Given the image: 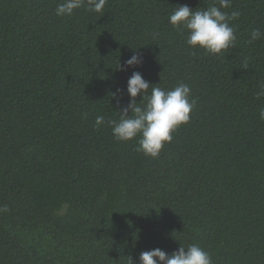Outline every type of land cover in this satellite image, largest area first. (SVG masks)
<instances>
[{"label":"trees","instance_id":"16d2710c","mask_svg":"<svg viewBox=\"0 0 264 264\" xmlns=\"http://www.w3.org/2000/svg\"><path fill=\"white\" fill-rule=\"evenodd\" d=\"M61 2L0 0V264H139L191 244L212 264H264V36L248 42L264 33V0L222 9L240 15L235 47L216 56L168 17L218 0H107L58 17ZM134 54L142 63L119 70ZM133 72L187 84L196 101L156 159L108 124Z\"/></svg>","mask_w":264,"mask_h":264},{"label":"clouds","instance_id":"9594fccd","mask_svg":"<svg viewBox=\"0 0 264 264\" xmlns=\"http://www.w3.org/2000/svg\"><path fill=\"white\" fill-rule=\"evenodd\" d=\"M106 3L107 0H62L57 5L55 14L58 17H71L79 9L102 14ZM218 3L219 6L196 10L182 5L175 7L168 17L173 28L187 31V45L194 50H203L206 55H221L236 45L230 21L239 17L240 13L232 11L229 15L222 11L231 7V0H218ZM158 35L155 33L154 38ZM262 36L264 33L259 29H253L248 42L253 43ZM141 63L139 55L134 54L123 68L118 66V69L126 70ZM157 85L150 86L139 72H133L127 82V94L130 98L128 106L121 110L118 120L108 121L117 141L129 142L139 138L135 150L153 159L158 158L165 144L173 140L172 134L190 121V114L196 103L194 99H190L191 89L187 84L180 83L171 90ZM138 95L141 97L139 103L136 100ZM257 95L264 96V85H261V91ZM110 96L116 99V93H110ZM259 118L264 120V108L260 109ZM104 123L103 116L96 117L97 128ZM0 211H7V208H0ZM128 260L129 264H133L131 258ZM139 264H212V260L198 244H191L187 247L181 245L178 251L170 255L159 248L142 252Z\"/></svg>","mask_w":264,"mask_h":264}]
</instances>
